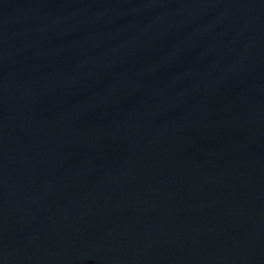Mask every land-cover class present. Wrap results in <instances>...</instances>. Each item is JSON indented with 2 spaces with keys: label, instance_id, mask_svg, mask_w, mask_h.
Masks as SVG:
<instances>
[{
  "label": "water",
  "instance_id": "obj_1",
  "mask_svg": "<svg viewBox=\"0 0 264 264\" xmlns=\"http://www.w3.org/2000/svg\"><path fill=\"white\" fill-rule=\"evenodd\" d=\"M0 264H264V0H0Z\"/></svg>",
  "mask_w": 264,
  "mask_h": 264
}]
</instances>
